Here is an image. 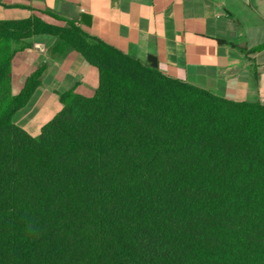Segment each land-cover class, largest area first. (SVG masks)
Returning <instances> with one entry per match:
<instances>
[{
  "label": "trees",
  "instance_id": "1",
  "mask_svg": "<svg viewBox=\"0 0 264 264\" xmlns=\"http://www.w3.org/2000/svg\"><path fill=\"white\" fill-rule=\"evenodd\" d=\"M53 39L98 88L61 96L33 136L13 122L14 57ZM0 264H264V106L163 75L49 11L0 21Z\"/></svg>",
  "mask_w": 264,
  "mask_h": 264
},
{
  "label": "crops",
  "instance_id": "2",
  "mask_svg": "<svg viewBox=\"0 0 264 264\" xmlns=\"http://www.w3.org/2000/svg\"><path fill=\"white\" fill-rule=\"evenodd\" d=\"M34 11L74 20L149 65L153 56L167 77L228 101L264 106V0H0V21L28 19ZM83 14L91 16L89 25ZM53 42L36 38L34 47L18 53L11 64L13 95L45 66L29 102L13 117L33 136L61 112L64 93L74 89L89 95L99 85L96 67L76 51L52 56Z\"/></svg>",
  "mask_w": 264,
  "mask_h": 264
},
{
  "label": "water",
  "instance_id": "3",
  "mask_svg": "<svg viewBox=\"0 0 264 264\" xmlns=\"http://www.w3.org/2000/svg\"><path fill=\"white\" fill-rule=\"evenodd\" d=\"M83 22L85 24H90L91 23V16L87 15V14H83L82 16ZM37 46L41 49L44 50V46L43 44H37ZM149 63L152 67H157V59L153 56H149L148 57Z\"/></svg>",
  "mask_w": 264,
  "mask_h": 264
},
{
  "label": "rangeland",
  "instance_id": "4",
  "mask_svg": "<svg viewBox=\"0 0 264 264\" xmlns=\"http://www.w3.org/2000/svg\"><path fill=\"white\" fill-rule=\"evenodd\" d=\"M18 89H19V86L15 85V86L13 87V92H14V93L18 92V91H19Z\"/></svg>",
  "mask_w": 264,
  "mask_h": 264
}]
</instances>
